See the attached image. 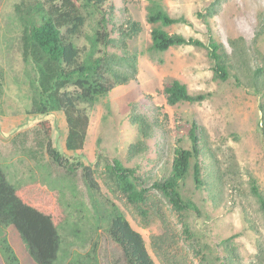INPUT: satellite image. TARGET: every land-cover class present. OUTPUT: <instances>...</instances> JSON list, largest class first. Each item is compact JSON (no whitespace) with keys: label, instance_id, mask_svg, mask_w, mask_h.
Here are the masks:
<instances>
[{"label":"rangeland","instance_id":"1","mask_svg":"<svg viewBox=\"0 0 264 264\" xmlns=\"http://www.w3.org/2000/svg\"><path fill=\"white\" fill-rule=\"evenodd\" d=\"M15 1L0 0V166L15 186L38 183L50 191H59L68 218L60 229L63 248L58 264H69L78 255L82 264H92L85 255L93 238L89 221L93 222L95 214L85 185V168L90 169L99 186L96 202L100 210L104 211L106 200L116 205L132 228L142 234L156 264H202L203 252L218 264L215 241L224 237L231 238L239 250L241 264H259L256 235L247 229L239 207L228 205L213 214L211 220H203L192 211L175 212L156 193L151 195L154 207L165 216L169 228V239L163 251H159L152 246L151 238L161 233L160 222L144 228L134 206L110 185L105 171L113 159L128 155L127 146L134 136L129 125L131 116H143L151 128L148 150L137 160L141 173H154L155 166L170 157L175 140L193 119L206 128L213 147L222 157L233 152L240 174L252 172L264 188L261 98L231 82L215 79L204 49L184 45L165 52L150 51L152 26L146 20L149 0H113L114 24L130 19L140 25L141 31L131 43L138 53V74L136 80L116 87L93 108L86 109L90 125L84 148L79 152L67 151L63 114L31 113L30 83L35 75L31 65L22 60L20 28L13 10ZM159 1L170 17L183 19L165 28L170 33L203 43L211 33L228 51V41L240 38L255 61L264 56V0ZM168 77L184 83L193 94L203 92L209 96L201 103L170 106L164 94ZM48 130L57 160L46 151ZM188 190L190 199L197 198L191 196V183ZM242 203L264 244V218L251 198H242ZM183 223L187 224L190 237L184 235ZM7 234L19 263L37 264L15 229L9 228ZM0 264H5L1 251Z\"/></svg>","mask_w":264,"mask_h":264},{"label":"trees","instance_id":"2","mask_svg":"<svg viewBox=\"0 0 264 264\" xmlns=\"http://www.w3.org/2000/svg\"><path fill=\"white\" fill-rule=\"evenodd\" d=\"M13 10L20 28L22 60L31 65L35 75L30 83L31 113H62L66 122L65 149L82 151L90 125L86 109L93 108L116 87L136 80L138 53L131 43L139 35L140 25L130 19L114 24L113 0H16ZM146 12L152 26L150 51L165 52L184 45L204 49L215 79L231 82L261 98L264 135V56L255 61L240 38L228 41V51L211 33L206 43L170 33L165 28L183 19L170 17L159 0H149ZM164 94L170 106L201 103L209 96L189 92L184 83L172 77L166 78ZM129 125L134 136L127 146L128 155L113 159L106 165L105 174L110 185L134 206L144 228L160 222L162 231L152 236V246L163 251L169 228L151 195L160 194L179 214L192 211L203 220H211L219 210L234 205L240 208L247 229L255 233L257 258L259 264H264V244L242 203V198H251L264 218V188L252 172L240 174L234 153L222 157L206 128L191 119L175 140L170 157L155 166L154 173H141L137 160L148 150L151 128L139 115L131 116ZM46 135V151L57 160L50 130ZM84 179L95 214L93 222L89 221L93 238L86 260L92 264H156L142 234L132 228L116 205L106 200L104 211L100 210L96 202L100 189L88 168L84 169ZM188 183L193 186L191 196L197 198L188 197ZM67 218L59 191L38 183L15 186L0 166V251L5 264H20L8 243L11 227L37 264H58L63 248L60 229ZM183 233L191 236L186 223ZM215 248L218 264H241L243 257L231 238L216 239ZM74 257L69 264H82L81 256ZM202 264L215 263L209 253L203 252Z\"/></svg>","mask_w":264,"mask_h":264}]
</instances>
